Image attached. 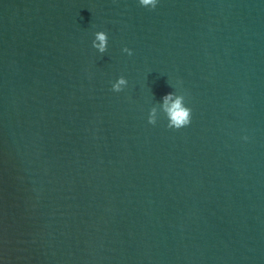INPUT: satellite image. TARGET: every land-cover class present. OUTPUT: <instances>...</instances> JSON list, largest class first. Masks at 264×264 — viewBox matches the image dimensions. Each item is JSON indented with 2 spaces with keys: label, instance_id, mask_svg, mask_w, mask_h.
Returning a JSON list of instances; mask_svg holds the SVG:
<instances>
[{
  "label": "water",
  "instance_id": "obj_1",
  "mask_svg": "<svg viewBox=\"0 0 264 264\" xmlns=\"http://www.w3.org/2000/svg\"><path fill=\"white\" fill-rule=\"evenodd\" d=\"M0 264H264V0H0Z\"/></svg>",
  "mask_w": 264,
  "mask_h": 264
},
{
  "label": "clouds",
  "instance_id": "obj_2",
  "mask_svg": "<svg viewBox=\"0 0 264 264\" xmlns=\"http://www.w3.org/2000/svg\"><path fill=\"white\" fill-rule=\"evenodd\" d=\"M158 0H138V5L143 8H147L149 11L154 10L157 7ZM108 35L105 31H98L94 33V39L92 41V48L98 53L103 54L107 50ZM123 52L129 56L132 55L128 48L122 49ZM127 86L126 79L121 76L114 83H112L111 91L119 93ZM161 110L165 114L167 120V128L172 130H179L187 127L191 123L192 111L186 106L185 96L177 95L172 92L162 97ZM157 110L152 107L148 114L147 123L149 125H155L157 122Z\"/></svg>",
  "mask_w": 264,
  "mask_h": 264
}]
</instances>
